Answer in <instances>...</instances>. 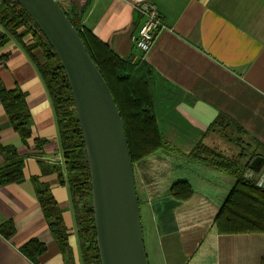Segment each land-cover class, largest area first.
I'll return each mask as SVG.
<instances>
[{
	"label": "crops",
	"instance_id": "0c3cea01",
	"mask_svg": "<svg viewBox=\"0 0 264 264\" xmlns=\"http://www.w3.org/2000/svg\"><path fill=\"white\" fill-rule=\"evenodd\" d=\"M151 1L162 28L144 56L131 43L140 17L129 3L66 2V12L77 15L81 27L126 68L146 72L151 99L145 109L163 143L133 164L147 262L264 264V233L220 234L215 227L235 178L189 157L198 144L227 158L239 155L237 143L210 128L223 117L234 140L264 158V0ZM28 40L9 38L0 47V83L8 92L22 93L29 111L24 139L0 101V172L14 163L22 167L20 181L0 185V264H83L57 120L33 62L39 51L28 52ZM258 174L256 184L264 189V166ZM177 184L188 186L192 195L172 197ZM40 187L61 210L67 253L44 218L36 194ZM31 241L42 249L35 258L21 252Z\"/></svg>",
	"mask_w": 264,
	"mask_h": 264
},
{
	"label": "trees",
	"instance_id": "16d2710c",
	"mask_svg": "<svg viewBox=\"0 0 264 264\" xmlns=\"http://www.w3.org/2000/svg\"><path fill=\"white\" fill-rule=\"evenodd\" d=\"M0 6L2 7L0 26L5 32L0 34V47L4 46L9 38L21 43L23 39L29 38L25 47L27 51H39L38 56L33 57V62L47 90L57 120L82 263L101 264L96 243L89 169L66 75L52 47L21 6L14 0H0ZM64 12L110 89L123 122L130 159L134 164L161 148L163 144L154 124V118L145 109L148 100L151 99L149 90H146L147 79L133 81L129 76L120 74L118 69L124 70L127 63L120 61L108 46L101 45L93 35L82 28L77 15L71 17L66 11ZM0 101L13 128L22 138H27L29 131L26 123L29 119V111L23 94L17 90L8 92L0 83ZM229 127H232L230 123L219 117L210 128L219 132L222 128ZM1 151L10 152L6 148H2ZM250 155L248 161L243 163L242 153L235 158H227L200 144L196 145L189 154L194 161L218 172L229 174L236 180L214 222L220 234L264 233V189L257 186L255 177L252 180L243 178L250 162L256 157ZM21 179L20 163H14L0 172V185L18 182ZM36 194L55 241L61 250L67 253L68 233L61 217V210L45 188H37ZM191 195V190L184 184H177L171 189V196L176 199H186ZM5 228L7 226L2 227L3 230ZM1 233L3 232L0 231ZM35 243L31 241L23 247L22 254L35 258L42 251L38 247H33Z\"/></svg>",
	"mask_w": 264,
	"mask_h": 264
},
{
	"label": "water",
	"instance_id": "95a60500",
	"mask_svg": "<svg viewBox=\"0 0 264 264\" xmlns=\"http://www.w3.org/2000/svg\"><path fill=\"white\" fill-rule=\"evenodd\" d=\"M31 17L66 75L81 131L91 185L101 264H148L143 245L133 164L123 122L107 83L55 0H14ZM264 166L256 156L243 178Z\"/></svg>",
	"mask_w": 264,
	"mask_h": 264
},
{
	"label": "built area",
	"instance_id": "2783aa9c",
	"mask_svg": "<svg viewBox=\"0 0 264 264\" xmlns=\"http://www.w3.org/2000/svg\"><path fill=\"white\" fill-rule=\"evenodd\" d=\"M60 7L67 11L66 2L68 0H55ZM140 17V25L136 32L131 35L133 47L142 55H146L153 46L155 39L162 28V24L156 8L151 0H123Z\"/></svg>",
	"mask_w": 264,
	"mask_h": 264
},
{
	"label": "rangeland",
	"instance_id": "374dc122",
	"mask_svg": "<svg viewBox=\"0 0 264 264\" xmlns=\"http://www.w3.org/2000/svg\"><path fill=\"white\" fill-rule=\"evenodd\" d=\"M123 74L129 76V78L131 80H138V79H147L145 77H143L144 75H146V72L140 71L138 69H136V67H134L133 65H130L129 67H127L124 71H122ZM217 130V129H216ZM218 131V130H217ZM220 135H223L226 139L228 140H234V133H233V129H231V127L229 128H222L219 131ZM235 141V140H234ZM233 141V143L235 144V142ZM251 146V145H250ZM236 151L243 155V163L247 162L249 157L251 156V152H250V147H247L245 145V143H240L239 141H237V146H236ZM259 174H257L258 176Z\"/></svg>",
	"mask_w": 264,
	"mask_h": 264
}]
</instances>
